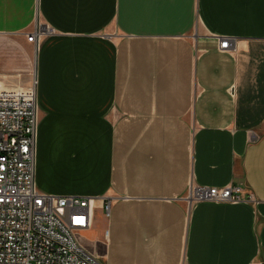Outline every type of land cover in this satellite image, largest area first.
<instances>
[{
  "label": "crops",
  "instance_id": "crops-1",
  "mask_svg": "<svg viewBox=\"0 0 264 264\" xmlns=\"http://www.w3.org/2000/svg\"><path fill=\"white\" fill-rule=\"evenodd\" d=\"M0 36L37 50L35 181L94 198L85 249L264 264V0H0ZM193 186L258 202L191 204Z\"/></svg>",
  "mask_w": 264,
  "mask_h": 264
},
{
  "label": "built area",
  "instance_id": "built-area-1",
  "mask_svg": "<svg viewBox=\"0 0 264 264\" xmlns=\"http://www.w3.org/2000/svg\"><path fill=\"white\" fill-rule=\"evenodd\" d=\"M41 28L27 36L39 46ZM231 41L221 43L229 50ZM39 107L33 87L6 86L0 81V264H104L77 239L92 227L94 198L59 195L38 189L35 181ZM239 186L190 189L196 202L257 203L252 191ZM107 216L111 203L104 202Z\"/></svg>",
  "mask_w": 264,
  "mask_h": 264
},
{
  "label": "rangeland",
  "instance_id": "rangeland-1",
  "mask_svg": "<svg viewBox=\"0 0 264 264\" xmlns=\"http://www.w3.org/2000/svg\"><path fill=\"white\" fill-rule=\"evenodd\" d=\"M36 55L34 45L26 40L15 36H0V81L6 83V86L33 87L37 91ZM77 239L85 247L94 242L95 238L87 232L79 233Z\"/></svg>",
  "mask_w": 264,
  "mask_h": 264
}]
</instances>
